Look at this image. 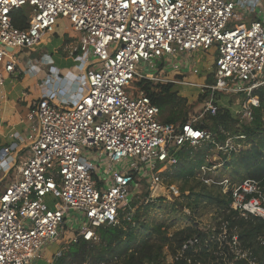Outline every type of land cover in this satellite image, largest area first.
<instances>
[{
  "label": "built area",
  "instance_id": "2783aa9c",
  "mask_svg": "<svg viewBox=\"0 0 264 264\" xmlns=\"http://www.w3.org/2000/svg\"><path fill=\"white\" fill-rule=\"evenodd\" d=\"M17 10L26 12L24 29L12 23ZM59 20L82 35L64 47V54L82 59L74 70L85 92L72 104L51 95L31 103L24 139L14 133L16 142L0 149V264H37L53 242L96 243V228L123 221L134 187L146 183L151 194L145 202L155 200L158 168L174 164L185 147L211 146L228 156L238 150L231 138L221 143L217 135L196 128L197 117L161 122L158 107L128 89L133 79L200 88L199 94L209 93L200 116L222 107L217 93L245 95L239 107L248 121L251 108L259 107L252 92L264 86V0H0V86L21 60L30 62L27 51L51 37ZM236 20L241 22L231 28ZM211 51L215 67L206 70L213 85L176 78L188 70L201 73L195 55ZM20 141L27 150L18 159L13 153ZM201 180L231 194L230 209L239 216L264 221L257 181ZM216 230L214 223L205 232L204 248L215 244L222 259L232 255L255 264L235 233ZM199 244L197 237L187 239L174 260ZM65 248L53 257H61Z\"/></svg>",
  "mask_w": 264,
  "mask_h": 264
},
{
  "label": "trees",
  "instance_id": "16d2710c",
  "mask_svg": "<svg viewBox=\"0 0 264 264\" xmlns=\"http://www.w3.org/2000/svg\"><path fill=\"white\" fill-rule=\"evenodd\" d=\"M12 23L19 29L27 26V16L24 10H17L12 13ZM181 80L180 77H176ZM133 95L143 93L152 104L158 107L160 121L174 124L185 123L188 120L184 110L185 100L182 99L177 90L171 84L155 85L151 82L133 79L129 88ZM208 94H200L195 102L190 105V109L205 102ZM252 96L259 99V107L251 108V119L241 121L234 117L228 108L220 107L215 115L204 114L200 121L195 123V127L208 130L217 135L218 142L224 143L227 138L242 137L241 141L249 148L245 151L232 152L229 156L234 161L225 166H233L237 170L239 179H251L257 181L264 194V86L255 89ZM202 109V108H201ZM198 111V116L202 110ZM211 147V146H210ZM209 147V148H210ZM208 155L205 152H193L191 148L181 149L176 154L177 162L172 167L171 174L165 173L172 182H182L180 188V200L176 199L169 207L170 212H181L188 210L194 214L202 206H210L215 212L216 231L220 227H225L230 234L238 236L241 246L250 249L253 254V262L262 264L264 256V221L248 217L243 218L238 213L230 209L232 201L231 194H223L220 187L206 185L198 174L202 173V167H210L205 161ZM206 175L204 176V178ZM190 187H186L190 185ZM147 192L145 197H148ZM138 201L128 205V209L134 208ZM142 202L139 206H143ZM148 204V203H147ZM150 204L146 205L148 208ZM167 207V206H166ZM138 210V209H137ZM137 211L132 219L138 222ZM173 226L172 223L161 222L153 225L142 226V231L148 233L136 239L131 223L126 220L121 221L117 226H101L96 228L98 237L96 243L80 240L69 245L61 257L55 260L54 264H250L245 260H235L232 255L227 260L219 257L215 244H211V249L203 247L206 233L198 229L196 224H191L183 229L174 231L168 235V231ZM197 237L200 244L192 250L184 253L178 259L176 254L182 244L189 238ZM137 240V241H136Z\"/></svg>",
  "mask_w": 264,
  "mask_h": 264
},
{
  "label": "rangeland",
  "instance_id": "374dc122",
  "mask_svg": "<svg viewBox=\"0 0 264 264\" xmlns=\"http://www.w3.org/2000/svg\"><path fill=\"white\" fill-rule=\"evenodd\" d=\"M240 22L241 21L239 20L233 21V23L231 24V28L234 26V23H240ZM55 30L58 31L61 35H65L67 38L73 41H80L82 36L80 32L73 31L70 28L68 22L63 20L58 21ZM53 38H55V36ZM59 40L60 37H56L55 43L54 44L51 43L50 45L47 46L48 48L47 47L46 48L50 49L53 45L54 46L58 45L60 47L61 44L59 45L60 43ZM34 51L32 52L27 51V53L30 55H32V53L36 54L37 52L34 53ZM195 56H197L196 58L201 59L202 61L200 62V64H197L198 65L197 67L201 68V73L196 75H191L190 74L191 70H188L182 76H177V77H180L181 79L184 78L186 82L197 85H202V84L213 85L214 83L213 74L210 71H207L206 68H210L213 71L215 67L214 58H216V54L214 53V51L213 52L211 51L208 54H204V55L199 54ZM29 58L31 59L32 56H30ZM63 66L66 65L64 64ZM25 67H26V59L21 60L20 64L17 65L16 72L18 73H14L11 76H14L15 74L17 76V74L19 73H21L22 76L25 75L24 72H22L21 70L24 69ZM26 68L28 69V67ZM7 83L8 82H6V84ZM26 83L27 81L24 83V85H26ZM175 89L177 90L178 95L185 100L184 110L187 113V117L189 116L197 117L198 119L197 121H200L202 119V116L198 117L197 113L202 108L203 103L201 105H198L197 107L191 109L189 108L190 105H192L195 102V100L200 96L199 90H197L200 88L175 86L174 90ZM216 96L218 97L217 101H219L218 103L219 105H222V107L224 108L228 107V109L232 112L234 117L237 116L236 118H238L239 120L247 121L245 116L242 113H240V107H239L240 104L246 102L247 97L245 95H231V94L217 93ZM241 139H242L241 137H231L232 145L235 146L236 149H238L236 151L237 153L240 151H245L249 148V146H246L243 142H238L241 141ZM189 148H191L193 152H198V151L205 152L208 155L205 163L206 164L211 163V165L214 166L210 171L206 173H199L198 174L199 179L206 175L205 179H210L213 182H219L222 179H230L234 183H240L241 181L245 180L243 178L242 179L238 178L240 174L237 173L235 167L233 168V166L231 165L227 167L225 166L226 164H230L231 162L234 161L233 155L232 157L231 156L229 158L226 157L225 159L223 155H227V154L209 148V146L206 145H202L200 147H186V149ZM176 162L174 164H176ZM174 164L163 165L160 166V168H158L157 174L161 181V186L159 189L161 190L159 189L157 190L156 192L157 197L155 198L154 201L147 202L148 204H150L148 208H145L146 205H148L145 202L147 201V197H145V195L147 192L150 195L151 192L148 189V185L146 183L141 182L140 186L133 188L131 192V196L129 197V201H128L129 204L134 201H138V204L134 208L129 209L128 213H126V208L122 210V212H124L122 216L123 220L128 221L129 223H131L132 227H135L133 228V233L136 234V239L138 241L140 240V238H143L148 233V231L147 232L142 231L143 224L144 225L148 224L151 226L153 224H158L161 222L172 223L173 226L168 231V235H171V233H173L174 231L183 229L184 227H187L191 224H196L198 229L201 230L202 232L203 231L208 232L212 229V227H214V223L216 222L215 212L214 209L210 206L202 205L197 209V211L194 214H191V212L188 210H184L183 211L184 213L170 212L169 207L173 205L172 203H174L176 199H179L180 202L182 201L180 200V193H179L180 188L183 186L182 182L176 181V182H172L171 184H168L170 182V179H168V177L165 176V173L167 172L171 174V172L173 171L172 167ZM210 184L211 182H209V185ZM190 186L191 184L187 185L186 187H190ZM142 202H144L143 206H139ZM136 211L138 213L137 214L138 222L132 219ZM65 243L66 242H64L63 244L62 243L59 244L57 242L50 243L44 250L42 259L38 261L37 264H46L45 263L46 259H51L52 262L50 264H54L56 259L53 256L55 255V253L57 251H60L62 246H65L66 247L65 251H67L70 244L66 245Z\"/></svg>",
  "mask_w": 264,
  "mask_h": 264
},
{
  "label": "crops",
  "instance_id": "0c3cea01",
  "mask_svg": "<svg viewBox=\"0 0 264 264\" xmlns=\"http://www.w3.org/2000/svg\"><path fill=\"white\" fill-rule=\"evenodd\" d=\"M56 30L51 37L42 42L39 48L37 47L38 49H35L36 54L28 55V57L32 56L31 59L29 58L30 62L26 59L28 69L26 67L21 69L25 75L22 76L21 73L17 76L15 74V77L11 74L4 75L3 84L0 86V149L16 142L11 137L14 133H18L24 139L30 127L25 117L31 103L40 97L51 95L60 103L72 104L85 92L83 79L75 71L80 66L78 58L67 57L64 54V47L73 40ZM54 36L60 37L61 46L53 45L47 49L48 45L55 43ZM43 57L47 58L46 64L43 62ZM64 64L66 66H63ZM20 143L17 153H13V157L18 159L23 158L27 150V143L23 141ZM49 260L51 259H46L45 263L50 264Z\"/></svg>",
  "mask_w": 264,
  "mask_h": 264
},
{
  "label": "bare ground",
  "instance_id": "6f19581e",
  "mask_svg": "<svg viewBox=\"0 0 264 264\" xmlns=\"http://www.w3.org/2000/svg\"><path fill=\"white\" fill-rule=\"evenodd\" d=\"M78 63H79V65L82 64V59L81 58L78 59Z\"/></svg>",
  "mask_w": 264,
  "mask_h": 264
},
{
  "label": "water",
  "instance_id": "95a60500",
  "mask_svg": "<svg viewBox=\"0 0 264 264\" xmlns=\"http://www.w3.org/2000/svg\"><path fill=\"white\" fill-rule=\"evenodd\" d=\"M8 50H11V49H8Z\"/></svg>",
  "mask_w": 264,
  "mask_h": 264
}]
</instances>
